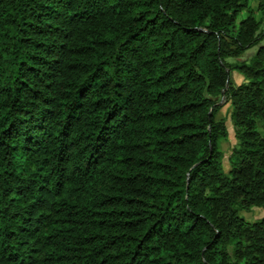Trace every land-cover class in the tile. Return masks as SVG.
Masks as SVG:
<instances>
[{
    "label": "trees",
    "instance_id": "1",
    "mask_svg": "<svg viewBox=\"0 0 264 264\" xmlns=\"http://www.w3.org/2000/svg\"><path fill=\"white\" fill-rule=\"evenodd\" d=\"M252 207L264 0H0V264H264Z\"/></svg>",
    "mask_w": 264,
    "mask_h": 264
},
{
    "label": "rangeland",
    "instance_id": "2",
    "mask_svg": "<svg viewBox=\"0 0 264 264\" xmlns=\"http://www.w3.org/2000/svg\"><path fill=\"white\" fill-rule=\"evenodd\" d=\"M252 6L257 5V0H251ZM248 15V12L246 10H243L239 13L237 17V22H240V20ZM258 46L252 47L249 50H247L243 55L240 57H231L228 60L230 62H237V61H243L250 59L254 53L256 52ZM246 81V78L243 74L238 72L237 70H234L230 74V81L227 83V89L229 86H235L242 82ZM219 105L221 106V109L217 113V117L219 119H224L226 121V124L228 126V137L226 139L222 140V150H223V164L226 171L229 170L230 164H229V156L232 152L233 147L237 144V139L235 137V131L233 127V121L231 118V112H232V105L228 100V97L226 95H223L219 100ZM241 215H243L247 220L254 221L257 219H260L264 217V208L262 207H252L248 210H242Z\"/></svg>",
    "mask_w": 264,
    "mask_h": 264
}]
</instances>
